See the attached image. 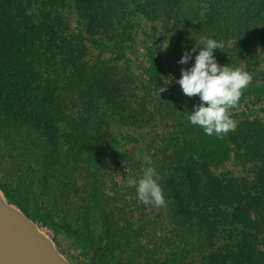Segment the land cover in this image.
<instances>
[{"label": "rangeland", "instance_id": "1", "mask_svg": "<svg viewBox=\"0 0 264 264\" xmlns=\"http://www.w3.org/2000/svg\"><path fill=\"white\" fill-rule=\"evenodd\" d=\"M142 1H132L127 9L119 10L113 19L126 32L123 48L131 61L130 70L125 69L122 61L115 63V54L98 48L88 40L90 36L87 34L81 39L80 46L75 47V54L84 55L91 64L97 66V75L105 72L100 69L101 64L111 62L115 70L124 76L123 104L111 103L110 107H106V113L110 116L105 119L101 129L100 144L106 148L128 151L137 162L144 165V157H150L161 176L160 183L165 191L167 206L144 205L138 200L135 187L127 186L129 178L138 179L141 173L133 159L120 160L115 157L111 162L105 163L102 174L100 173V183L106 187L108 197L105 204L111 208L105 220L100 217L102 213H97L89 224L88 221L85 222V209L75 208L76 203L83 207L88 205L77 197H83L85 193L79 191L73 196V192L67 190L64 194H71V199L60 202L54 208L58 227L43 225L37 221L71 264L205 263L204 255H197L186 249L199 236L191 234L188 231L190 227L183 232L178 224L179 219L183 220L184 212L180 203L175 200L181 196V190L175 188L176 178L169 167L176 137L180 136L176 124L190 115L200 103L198 96H185L180 85L175 82L181 78L182 68L194 65L198 51L193 53L192 60L187 65L179 64L178 61L185 50L191 51L195 47L196 41L203 43L207 38H214L225 42L224 51L217 49L214 52L221 65L232 63L233 66L244 68L253 75V83L264 80V28H248L242 35L238 26L257 22L256 19L261 14L250 17L241 13L235 17L238 14L235 13L224 31L215 29L203 34L195 21H172L166 18L159 7L153 9L150 4L145 5ZM70 16V28L60 29L63 36H70L81 30L78 16L72 12ZM212 20L213 14L210 13L202 22ZM32 34L37 41L33 47L37 70L57 87V91L68 88L73 74V65L67 61L70 45H60L63 43L60 35L47 36L38 29ZM70 40L74 41L72 38ZM149 50L159 55L164 67L161 88L152 87L151 92ZM57 91H53V98L58 103L52 101L54 105L47 111L42 109L43 102L47 103L42 96L41 99L36 96L33 105L28 106L27 103L20 104L18 94L11 92L5 94L0 103L7 130L17 133L20 132L21 125H39V128H34L33 136L42 145L38 150H33L35 153L31 155L32 158L29 156L24 159L19 152L0 142V155L6 159L13 154L17 155L13 163H17L20 170L30 175L40 174L42 167L36 162L38 156L41 153L47 154L49 148L53 151L54 146L58 149V145L70 148L68 153L74 159L82 158V133L79 125L81 109L74 105L75 96L72 93L58 94ZM80 91L82 93L84 88ZM98 109L99 104H96L97 116L98 111H102ZM232 116L238 124L237 129L228 134L233 147L232 157L229 161L210 165L209 172L246 197L254 194L259 196L264 189V96L247 95L232 110ZM172 125H175V133ZM63 171L69 173L68 167ZM3 192L7 197L5 190ZM176 192L178 196L175 195ZM183 247L184 252L180 254Z\"/></svg>", "mask_w": 264, "mask_h": 264}, {"label": "trees", "instance_id": "2", "mask_svg": "<svg viewBox=\"0 0 264 264\" xmlns=\"http://www.w3.org/2000/svg\"><path fill=\"white\" fill-rule=\"evenodd\" d=\"M132 1L134 0H0V103L5 94L11 92L18 94L20 104L27 103L28 106L33 105L36 96L39 99L42 96L47 101L43 102V111L53 107L52 101L57 102L53 98V91H57V87L46 76H42L34 64L33 47L37 41L32 33L35 29L44 31L51 37L60 35L63 42L60 45L69 44L71 49L70 54H67V61L73 65L71 84L57 92L72 93L75 96L74 105L81 109L79 125L82 133V158L74 159L68 153L70 148L58 145V149L54 146L53 151L49 148L47 154L41 153L38 156L36 162L42 168L39 170L40 174L35 176L23 172L17 167V163H13L17 155L13 154L8 159L0 155V186L5 190L8 200L43 225L58 227L54 208L60 202L71 199V194H64L67 190L73 192V196L79 191L85 193L83 197H77L88 205H75V208L85 209V222L88 221L89 224L97 213H102L100 217L105 220L111 208L105 204L108 195L106 187L100 183L104 164L118 157L120 160L133 159L139 170L145 166L137 162L128 151L110 149L100 144L101 129L105 119L110 116L106 113V107H110L111 103L123 104L124 76L115 70L111 62L101 64L100 69L105 72L97 75V66L91 64L84 55L75 54V47L80 46L81 39L87 34L90 36L88 40L98 48L115 54V63L122 61L125 69L130 70L131 61L123 48L127 35L113 19L119 10L127 9ZM142 2L150 4L153 9L159 7L166 18L172 21H195L203 34L215 29L224 31L235 13H238L235 17L241 13L250 17L261 14L256 19L257 22L238 25L242 35L248 28H264V0ZM71 12L78 16L81 30L79 33L63 36L60 29L70 28L68 19ZM210 13L213 14V20L202 22ZM69 38L74 41H69ZM149 59L151 92L152 87L161 88L164 67L159 55L151 50ZM81 88H84L82 93ZM249 94L264 96V80L252 83L243 93L238 105ZM96 104H99L98 110H102L98 111V116ZM188 116L189 114L176 124L180 136L176 137L169 163L176 178L175 188L181 190V196L175 200L180 203L184 212L183 220L179 219L178 224L183 232L190 227L188 231L199 236L194 243L188 244L187 251L204 255L205 263L202 264H264V189L259 196L254 194L246 197L228 183L214 178L209 172L210 165H218L232 157L230 139L228 135L223 139L205 135L202 128L190 124ZM5 122L0 105V142L19 152L20 157L27 159L35 153L33 150L40 148L42 142L36 141L33 136L34 128H39V125H21L20 132L16 133L7 130ZM172 128L175 133V125ZM67 167L69 173L63 171ZM175 195L178 196L177 192ZM184 249L185 247L180 250V254ZM148 253L150 255L149 251Z\"/></svg>", "mask_w": 264, "mask_h": 264}, {"label": "clouds", "instance_id": "3", "mask_svg": "<svg viewBox=\"0 0 264 264\" xmlns=\"http://www.w3.org/2000/svg\"><path fill=\"white\" fill-rule=\"evenodd\" d=\"M168 46V45H167ZM167 48V47H166ZM225 42L207 38L203 43L196 41L191 51H184L179 64L187 65L195 55V63L190 68L181 69V78L176 80L182 92L189 98L199 97L197 104L188 116L193 126L203 129L205 135L223 139L237 129L232 110L236 108L243 93L253 83V75L242 67L221 65L215 50L224 51ZM146 166L141 168L138 179L129 178L128 187H135L137 198L144 205L167 206V198L160 183L161 176L150 157L145 156Z\"/></svg>", "mask_w": 264, "mask_h": 264}, {"label": "water", "instance_id": "4", "mask_svg": "<svg viewBox=\"0 0 264 264\" xmlns=\"http://www.w3.org/2000/svg\"><path fill=\"white\" fill-rule=\"evenodd\" d=\"M0 187V264H70L54 239Z\"/></svg>", "mask_w": 264, "mask_h": 264}, {"label": "built area", "instance_id": "5", "mask_svg": "<svg viewBox=\"0 0 264 264\" xmlns=\"http://www.w3.org/2000/svg\"><path fill=\"white\" fill-rule=\"evenodd\" d=\"M38 223V222H37ZM39 224V223H38ZM40 225V224H39ZM41 227V226H40ZM42 229V228H41Z\"/></svg>", "mask_w": 264, "mask_h": 264}, {"label": "flooded vegetation", "instance_id": "6", "mask_svg": "<svg viewBox=\"0 0 264 264\" xmlns=\"http://www.w3.org/2000/svg\"><path fill=\"white\" fill-rule=\"evenodd\" d=\"M70 262V261H69ZM71 264V263H70Z\"/></svg>", "mask_w": 264, "mask_h": 264}]
</instances>
